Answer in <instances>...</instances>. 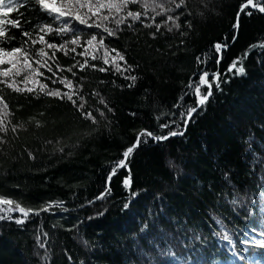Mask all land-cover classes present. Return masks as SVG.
Instances as JSON below:
<instances>
[{
    "label": "trees",
    "instance_id": "1",
    "mask_svg": "<svg viewBox=\"0 0 264 264\" xmlns=\"http://www.w3.org/2000/svg\"><path fill=\"white\" fill-rule=\"evenodd\" d=\"M247 3L185 0L178 9L166 4L175 10L148 11L147 18L135 22L128 18L118 30L107 23L115 31L112 36L75 20L71 27L78 32L44 35L43 25H61L35 3L9 15L21 26H3L11 39L0 40V48L23 49L32 69L43 75L27 69L21 54L16 64L24 69L21 74L14 75L13 68L9 77H0L9 83L14 79V87L35 88L15 91L0 83L5 129L0 131V197L27 209L39 210L49 202H63V207L32 213L22 224L15 223L18 212L11 213V220L0 219V264H264V12L259 11L264 0H252L241 11ZM127 10L144 13L140 3ZM42 35L57 45L78 35L80 46L68 43L65 54L32 43ZM92 35L97 42L103 37L107 65L103 48L80 55ZM225 37L229 46L217 64L214 45ZM41 48L48 57L37 55ZM116 52L124 61L112 62ZM206 54V63L198 64L197 57L204 61ZM238 57L243 75L228 72ZM45 59L52 72L40 67L38 61ZM85 60L88 67L81 71ZM204 71L219 72L220 87L212 84V95L185 129L181 108L174 105L181 97L183 108L196 105L195 94L185 93L189 81L198 83ZM63 78L72 81L77 106L40 91L42 84L68 92L59 82ZM207 79L211 82L212 75ZM207 92V86L201 89ZM81 103L84 108L78 110ZM82 112H90L95 123ZM170 119L177 123L160 127ZM177 124L183 135L160 141L142 136L128 167L119 168L108 182L113 165L143 130L166 136ZM129 170L131 191L123 185ZM101 194L104 198L97 199Z\"/></svg>",
    "mask_w": 264,
    "mask_h": 264
},
{
    "label": "snow or ice",
    "instance_id": "2",
    "mask_svg": "<svg viewBox=\"0 0 264 264\" xmlns=\"http://www.w3.org/2000/svg\"><path fill=\"white\" fill-rule=\"evenodd\" d=\"M32 3H35L39 5V9L43 12H46L50 17H52L55 21L60 22V27L58 29H53L50 25H43L40 28V32H43L44 35H47L48 33L52 31H56L58 34H65L68 32H78L79 29H73L71 27V23L73 20L77 21L79 24L84 25L88 28L97 27L101 28L104 32H106L108 35L112 36L115 35V31L107 27V23H115L117 26V30L120 28L122 24L126 22L128 18H131L132 21H139L141 19V16L144 15L145 18H147V12L152 11L156 15H163L168 12H172L175 9L171 7H167L166 4H174L175 8H180L182 5H184L185 0H96L95 3L92 2V0H59V4H57V0H0V17H4L3 19H0V40L3 39H11L8 37V30L3 27L5 24H10L13 27L19 28L21 26V21L19 18L14 19H8L9 15L14 12L18 11L21 7L30 6ZM140 3L141 6L144 8V13L140 12H133L128 11V5L129 4H135ZM252 4V0H248V3L242 6L241 11L248 5ZM84 9H87L84 11ZM107 9V14H103V10ZM157 9H160V11H156ZM259 11L264 12V7L260 8ZM122 12H125V15H121ZM22 15V14H21ZM251 15V13H249ZM95 18V19H94ZM153 21L155 17L152 18ZM169 20L173 21V24L176 28H179V24L175 23V20L173 17L169 16ZM175 19H179V17H176ZM145 27H151V24H145ZM131 27V25H129ZM235 28H239V13L237 14V23L234 25ZM157 31H159L160 25H156ZM169 31L172 29L169 28ZM24 36H30L31 34L27 31H24L22 33ZM236 35L232 36V42L234 43L236 40ZM41 43L44 44L49 49H55L56 51L64 50L65 54L69 51L67 49V44L71 43L77 47L80 46V37L74 36L73 39L70 41H65L62 45H57L54 43H49L44 39V36H39V40H33L32 43ZM86 44L88 47L84 49L83 53H80V55H89V48H96L97 50L103 48L104 49V63L107 65L109 63V50L105 48L103 43V37L100 38L99 42H97V36L92 35L91 39L86 41ZM228 42L227 37H225V41L223 43L217 42L214 45L215 48V54H216V62L217 64L220 63V61L223 59L222 53L223 51H226L228 48ZM70 51L75 52L76 48L73 47L70 49ZM115 51V50H112ZM251 51V48L249 49V52ZM23 55L24 61L23 63L27 66V69H30L32 72L36 73L37 75H43L42 73H39L37 69H32L31 63H29L28 53L24 51L21 48H14L11 51H6L3 48H0V65L4 64H10L12 67L8 69L0 68V77H9L10 73L12 72V69L15 68L14 75H20L21 71L24 69L16 68V64L20 62V55ZM37 55L41 56L42 58L48 57V53L44 51L43 48L39 50ZM207 55H205V60L201 61L200 57H197V63L205 62L207 59ZM245 56H247V53H245ZM7 57H13L14 59H6ZM55 57V52L52 53V58ZM93 59H96V56H92ZM112 62L115 63L117 59L120 61H124L123 55H121L119 52H116V56L112 57ZM40 67L47 68L49 72H52V68L48 66L47 60L45 59L43 62H39ZM79 64V62H77ZM126 64V61H125ZM240 65L237 67V65ZM73 68L76 67V65L72 66ZM88 67V61L85 60L83 64H79V70L83 71L84 68ZM92 67H95L93 65ZM128 69H130V66H128ZM99 71L103 72L107 69L105 68H99ZM122 69L117 66V71H121ZM127 70V69H125ZM235 70V74L243 75L244 74V67L242 63L241 58H237L233 61V63L229 66L228 72H233ZM57 71H63L57 65ZM67 71L71 72L72 68L67 69ZM53 76L56 75L55 72L52 73ZM75 75V73H73ZM212 75L213 79L211 82L208 81V76ZM125 79L131 80L133 83L136 80L135 76H125ZM30 79L29 76L25 77V83L28 82ZM60 83L64 84L66 88L69 89L68 92H61L60 90H46V85H40V91L45 92L46 95L55 96L58 98H67L70 100L74 106H77V101L73 99V96L76 95L72 81L67 80V78H63L59 80ZM220 73H208L207 71H204L199 79V82H194L192 80L189 81V92H186L185 95L189 94H195L197 98V103L195 106H189L187 108H183L181 102L183 101V97L180 98V102H178L176 105H174L175 108H181V111L179 113V119L183 121L185 129L187 127L188 121L192 119L193 113H195L200 107L204 106L208 98L212 95V84L215 83L216 87H220ZM0 83H6L8 87L14 88L15 91H24L27 90L29 92H32L35 90V88H26L21 89L18 86L14 87V85L17 83L14 79L11 83H9L6 79L0 80ZM35 83H39L38 81H35ZM53 83H56V80H53ZM132 84H129V87H131ZM207 86L208 92L206 94L201 93V89L203 87ZM82 99V97H81ZM104 101L101 100V103ZM2 103V101H0ZM84 108V104L81 103L78 105V110H82ZM4 109H7V105H4ZM111 110V109H109ZM82 115L85 116L86 119H92L95 123L94 117H92V114L90 112L84 113L82 112ZM103 115V113H101ZM171 116H175L176 114L173 112L170 114ZM159 119V117H158ZM177 123L176 120L170 119L168 123L160 125L161 128L169 127L171 124ZM5 130L3 128V120H0V131ZM15 130V129H13ZM176 135H183V130L179 129V124H177V130L171 131L166 136H156L155 134L148 132L147 130H143L136 138V143L129 147L124 153H123V160L118 161L115 165H113L112 172L109 174L108 182L110 183L112 180V177L115 176L119 170V168H127L128 164V158L130 157L131 153L134 151V149L141 143V137H150L153 140L160 141V140H166L170 136H176ZM144 143H147V139L143 141ZM171 163V162H170ZM131 171L129 170L128 176L125 177L123 181V185L126 189L131 191ZM110 192V188L106 189V193ZM105 194H101L97 199H103ZM133 196L136 195V193H132ZM91 203V202H90ZM6 205L7 207H0V213H4V215H0V219H13L11 216L12 212L19 211L21 213V216L19 218L15 219V223L22 224L25 222V220L29 217L30 214L34 213L36 215H39L40 211L48 212L53 207H63V202H49L47 205L43 206L39 210L34 209H27L22 207L19 203L11 200V199H5L3 197H0V206ZM14 205V207H13ZM125 208L128 207V204H125ZM64 211H67V209H64ZM227 238V237H225Z\"/></svg>",
    "mask_w": 264,
    "mask_h": 264
},
{
    "label": "water",
    "instance_id": "3",
    "mask_svg": "<svg viewBox=\"0 0 264 264\" xmlns=\"http://www.w3.org/2000/svg\"><path fill=\"white\" fill-rule=\"evenodd\" d=\"M134 144H135V143H133V145H134ZM127 149H128V148H127ZM123 159H124V157L122 158V160H123ZM110 173H111V172H110ZM110 173H109V174H110ZM15 212H18V213H20L19 211H15Z\"/></svg>",
    "mask_w": 264,
    "mask_h": 264
}]
</instances>
